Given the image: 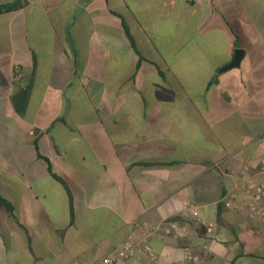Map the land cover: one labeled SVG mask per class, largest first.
<instances>
[{"label":"crops","instance_id":"obj_1","mask_svg":"<svg viewBox=\"0 0 264 264\" xmlns=\"http://www.w3.org/2000/svg\"><path fill=\"white\" fill-rule=\"evenodd\" d=\"M248 180L264 185V0L0 13V264H264Z\"/></svg>","mask_w":264,"mask_h":264},{"label":"built area","instance_id":"obj_2","mask_svg":"<svg viewBox=\"0 0 264 264\" xmlns=\"http://www.w3.org/2000/svg\"><path fill=\"white\" fill-rule=\"evenodd\" d=\"M13 81H19L26 84L27 78L24 76V74L21 72V70L18 67H15L13 69L12 73ZM240 179V178H239ZM241 194L244 195L246 198L245 202V208L248 211L250 217L254 219H263L264 218V185L263 184H257L251 180H248L244 183ZM238 195L233 194L230 195L228 202L226 203V206H232L233 202L237 199ZM188 213L191 215L192 219L195 221H199L198 219V213L194 209V207L189 206L187 207ZM202 224V222H201ZM146 255L151 259L152 261L157 260V256L152 252V250L149 247L144 248ZM134 255V249L128 244H124L121 248V250L118 253L117 261L124 260V259H130ZM104 264H114L110 259H105Z\"/></svg>","mask_w":264,"mask_h":264},{"label":"trees","instance_id":"obj_3","mask_svg":"<svg viewBox=\"0 0 264 264\" xmlns=\"http://www.w3.org/2000/svg\"><path fill=\"white\" fill-rule=\"evenodd\" d=\"M26 3H27V0H16L15 2H13L10 5L0 7V13L18 11V10L22 9L26 5ZM122 26H123L124 33H125L127 39L129 40V42L131 43L132 47L134 48V43H133V40H132V38H131V36L129 34L128 28L126 27V25L124 23H123ZM137 54H138V52H137ZM140 59H143V58L140 57ZM31 87H32V80H31V78H29V79H27V82H26V85H25L24 89L21 90L19 92V94L17 96H15L14 99H13L14 100V104H15V109L17 110V112L19 114H21L23 112L24 108H25V105L27 103ZM16 102L17 103L19 102V103L16 104ZM0 207H3L6 210L7 214L9 215V217L12 216V208H11V206L6 201H4L1 198H0ZM69 216H70V223H72L73 218H74V211H73V207H72L71 201H69ZM27 239H28V237H27Z\"/></svg>","mask_w":264,"mask_h":264},{"label":"water","instance_id":"obj_4","mask_svg":"<svg viewBox=\"0 0 264 264\" xmlns=\"http://www.w3.org/2000/svg\"><path fill=\"white\" fill-rule=\"evenodd\" d=\"M242 57H243V52L241 50H236L234 52V56H233L231 63L228 66H226L224 69H222V71H227L229 69H233V68L237 67L239 65Z\"/></svg>","mask_w":264,"mask_h":264}]
</instances>
